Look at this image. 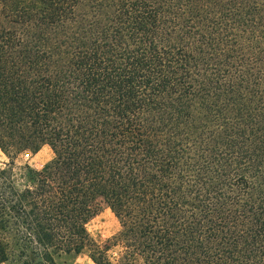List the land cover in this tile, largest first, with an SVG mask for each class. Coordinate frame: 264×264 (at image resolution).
Wrapping results in <instances>:
<instances>
[{
    "label": "trees",
    "instance_id": "obj_1",
    "mask_svg": "<svg viewBox=\"0 0 264 264\" xmlns=\"http://www.w3.org/2000/svg\"><path fill=\"white\" fill-rule=\"evenodd\" d=\"M0 150V264H264V0H0Z\"/></svg>",
    "mask_w": 264,
    "mask_h": 264
},
{
    "label": "rangeland",
    "instance_id": "obj_2",
    "mask_svg": "<svg viewBox=\"0 0 264 264\" xmlns=\"http://www.w3.org/2000/svg\"><path fill=\"white\" fill-rule=\"evenodd\" d=\"M53 151L49 146L42 147L38 152L30 150L17 154L18 165L28 164L36 170H42L45 164L53 159ZM8 162L7 156L0 150V168ZM86 224L90 234L100 244H106L120 229V224L103 200H97L86 211ZM61 264H95L86 252L63 256Z\"/></svg>",
    "mask_w": 264,
    "mask_h": 264
}]
</instances>
